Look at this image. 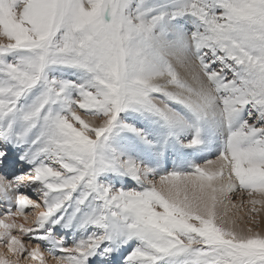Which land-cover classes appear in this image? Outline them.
I'll list each match as a JSON object with an SVG mask.
<instances>
[{
  "label": "snow or ice",
  "instance_id": "1",
  "mask_svg": "<svg viewBox=\"0 0 264 264\" xmlns=\"http://www.w3.org/2000/svg\"><path fill=\"white\" fill-rule=\"evenodd\" d=\"M262 225L264 0H0V264H264Z\"/></svg>",
  "mask_w": 264,
  "mask_h": 264
},
{
  "label": "bare ground",
  "instance_id": "2",
  "mask_svg": "<svg viewBox=\"0 0 264 264\" xmlns=\"http://www.w3.org/2000/svg\"><path fill=\"white\" fill-rule=\"evenodd\" d=\"M262 227H264V225H262ZM0 248H2V245H0ZM46 256V258H48L49 256H47V254H45ZM45 258V261L47 262V259ZM51 258V257H50ZM48 262H49V264H55V262L52 260V258H51V260H48Z\"/></svg>",
  "mask_w": 264,
  "mask_h": 264
},
{
  "label": "rangeland",
  "instance_id": "3",
  "mask_svg": "<svg viewBox=\"0 0 264 264\" xmlns=\"http://www.w3.org/2000/svg\"><path fill=\"white\" fill-rule=\"evenodd\" d=\"M41 247H42V249H43V245H41ZM46 256V255H45ZM46 258V257H45ZM47 259V262H46V264H49V262H48V260H51V258L50 257H48V258H46Z\"/></svg>",
  "mask_w": 264,
  "mask_h": 264
}]
</instances>
